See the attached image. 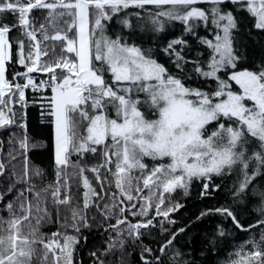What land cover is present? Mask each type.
Here are the masks:
<instances>
[{"label":"snow or ice","instance_id":"6c2138e0","mask_svg":"<svg viewBox=\"0 0 264 264\" xmlns=\"http://www.w3.org/2000/svg\"><path fill=\"white\" fill-rule=\"evenodd\" d=\"M29 103L52 127L55 180L40 185ZM0 134V264H74L94 225L108 236L92 264L113 253L131 264L132 252L137 264H197L178 241L188 225H165L184 207L177 189L199 181L211 196L214 177H231L228 202L195 216L219 220L199 255L239 230L248 239L222 264H264V0H0ZM157 228L153 248L143 238Z\"/></svg>","mask_w":264,"mask_h":264},{"label":"trees","instance_id":"16d2710c","mask_svg":"<svg viewBox=\"0 0 264 264\" xmlns=\"http://www.w3.org/2000/svg\"><path fill=\"white\" fill-rule=\"evenodd\" d=\"M178 29L179 25H175ZM13 35L16 34L15 29H13ZM245 41L248 44L249 49H251V55L255 56L257 59L260 56V48L258 44H254L248 37H244ZM139 42V41H138ZM143 43L145 46L152 45V37L150 35H146L144 37ZM11 70V69H10ZM43 75V74H41ZM189 83H193V86H200V82L189 81ZM205 88L209 86L214 87L212 82L203 85ZM233 89H237L238 87L233 84ZM29 99H32L33 94L31 92L26 93ZM39 99V97H36ZM47 108H41L40 104H32L29 103L27 108V131L29 133L30 141L35 142L37 147L30 150L28 153L29 159L33 164L38 165L40 168L44 170V175L41 178L36 179V183L38 185L44 182H53L55 180V169L53 166V157H52V127L49 123L47 113ZM44 112L45 115L42 116L41 113ZM18 131V130H17ZM0 139H6V134H0ZM8 145L5 144L4 151L7 150ZM3 152H0V158H2ZM72 159H76L75 156ZM147 159V158H146ZM96 159L89 156L86 160L88 165L96 163ZM21 165L17 164V170L19 171ZM69 194L72 200V203H79L82 201V185L79 182V178L72 174L73 170L69 168ZM103 173V169H101ZM89 175L91 179V174ZM215 183L221 184V190L217 193H214L211 196L201 197L200 196V184L199 181H193L189 192L187 195L180 189H177L172 195L177 199L180 203L184 205L183 208L179 209L177 213H174L173 216L176 219V216L180 214L185 208L191 207L196 203L204 202L205 200H217L221 202H228L226 200V193L223 191V186L225 184H229L231 182V177H214ZM4 181L0 179V184H3ZM99 190V189H97ZM146 191V190H145ZM96 214L97 219H99V214L95 213V210L90 211L89 215ZM5 215L3 212H0V216ZM255 215V213H252ZM248 217V213H245V218ZM217 222H219L218 218L215 217ZM177 224L178 220L176 219ZM215 223V224H216ZM176 225H165L166 227H175ZM214 224H211L210 218L202 219L200 221H193L188 224V227L185 229V239H180L179 244L184 246L186 250H191L193 258L197 260V264H222V261L226 259L227 253L234 250L235 246H238L242 241L248 239L249 233L242 232L239 230H233L232 235L228 237L223 244H221L215 254L205 253L203 257L199 255L200 251L205 247V234L210 233L213 230ZM227 226V225H226ZM57 225L55 224H47L45 225L41 231L47 233L49 231H55ZM158 231V228L153 230ZM71 233V230H69ZM114 235V233H113ZM81 236L86 237L85 241L83 238L79 240V243L76 246V256L75 260L81 262V264H92V259L89 255L91 251L103 249L105 247V242L108 236V233L104 231L103 227L93 226L90 229H82ZM143 242L148 244L149 246L155 248L148 240L143 238ZM99 255V252H97ZM119 257V253H113L109 256H106V261L109 264H117ZM131 264H137L138 256L136 252H132L131 256L127 257ZM74 260V264H75Z\"/></svg>","mask_w":264,"mask_h":264},{"label":"rangeland","instance_id":"374dc122","mask_svg":"<svg viewBox=\"0 0 264 264\" xmlns=\"http://www.w3.org/2000/svg\"><path fill=\"white\" fill-rule=\"evenodd\" d=\"M234 90H237V89H234ZM221 203H225V202L208 199V200H205L204 202L196 203L191 207L185 208L180 214L176 216V219L178 220V224L175 227H181V226L190 224L189 221L191 222L195 221V216L198 215L200 210L208 208V207H212L214 205H218ZM210 222L211 224H215L217 220L215 217H210ZM165 235L166 234H162L159 231H152L150 235L145 236V239L148 240L154 247H157V243L161 241ZM180 239H185V233L181 234L178 237V240Z\"/></svg>","mask_w":264,"mask_h":264}]
</instances>
